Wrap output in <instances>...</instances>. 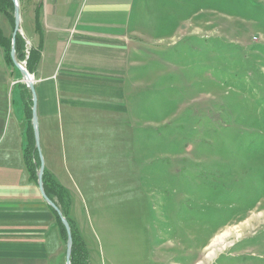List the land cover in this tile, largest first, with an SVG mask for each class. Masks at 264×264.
Listing matches in <instances>:
<instances>
[{"label":"rangeland","instance_id":"obj_1","mask_svg":"<svg viewBox=\"0 0 264 264\" xmlns=\"http://www.w3.org/2000/svg\"><path fill=\"white\" fill-rule=\"evenodd\" d=\"M147 9L130 145L77 199L81 240L94 264H264V0Z\"/></svg>","mask_w":264,"mask_h":264},{"label":"crops","instance_id":"obj_2","mask_svg":"<svg viewBox=\"0 0 264 264\" xmlns=\"http://www.w3.org/2000/svg\"><path fill=\"white\" fill-rule=\"evenodd\" d=\"M162 1L18 0L20 36L40 54L32 76L43 174L65 191L62 206L80 238L77 199L87 208L84 198L99 184L103 194L109 189L124 157L116 162L115 152L130 145L140 68L134 40L156 19L147 5ZM0 31L11 40L10 21ZM23 84L0 45V264H65L62 234L25 164Z\"/></svg>","mask_w":264,"mask_h":264},{"label":"trees","instance_id":"obj_3","mask_svg":"<svg viewBox=\"0 0 264 264\" xmlns=\"http://www.w3.org/2000/svg\"><path fill=\"white\" fill-rule=\"evenodd\" d=\"M13 11L14 7L11 2V0H0V12L4 13L8 20L10 21L12 27L14 28V17H13ZM37 29L39 30V27L37 26ZM0 45L4 46L5 51L7 53V58L9 61L10 59V47H11V40L6 39L4 36H2L0 31ZM15 57L18 62H25L26 70L29 74H33L37 63L40 58L39 50H32L28 49V54H26V44L22 37L17 34L15 37ZM24 86V84H23ZM22 86V87H23ZM25 89L26 86H24ZM23 87V88H24ZM25 92L28 93V89L24 90V110H25V118L27 120L28 125V131L26 134V140L27 145L25 148V164L28 168V172L30 174V178L34 181H37L36 178V172L40 165L39 155L35 148V142H34V134L32 130L31 125V117H32V101H31V95L28 93V96L26 98ZM43 188L46 196L48 199L56 205V207L61 212L62 216L67 220L70 231H71V238H72V247H71V255H70V264H90L89 261V253L86 250L83 241L79 237L77 230L73 223L69 220L66 214V208H64L63 204H68L69 199L65 193V191L58 186L54 181H52L47 175L43 174ZM51 212L53 213L56 223L60 229V232L63 237V241L66 242L67 240V234L65 231V228L63 227L59 216L57 213L50 208Z\"/></svg>","mask_w":264,"mask_h":264},{"label":"water","instance_id":"obj_4","mask_svg":"<svg viewBox=\"0 0 264 264\" xmlns=\"http://www.w3.org/2000/svg\"><path fill=\"white\" fill-rule=\"evenodd\" d=\"M14 11H13V17H14V28L11 36V47H10V58L15 67L19 70L21 76H22V81L26 85V87L29 89L31 93V98H32V117H31V125L33 128V134H34V142H35V148L38 152L39 155V160H40V166L39 170L37 172V186L39 189V192L41 194L42 199L46 202L48 206H50L59 216V219L65 228L66 234H67V240H66V252H65V264H70V255H71V247H72V238H71V231L69 224L67 220L62 216L61 212L59 209L54 205L53 202H51L48 197L46 196L43 188V171H44V164L42 160V156L40 153V142H39V134H38V128H37V117H36V96L34 92V87H33V76L30 75L26 67L22 66L19 64V62L16 60L15 57V37L17 34L20 35V30H19V24H20V16H19V3L18 0H11Z\"/></svg>","mask_w":264,"mask_h":264},{"label":"built area","instance_id":"obj_5","mask_svg":"<svg viewBox=\"0 0 264 264\" xmlns=\"http://www.w3.org/2000/svg\"><path fill=\"white\" fill-rule=\"evenodd\" d=\"M26 54H28V49L26 50ZM19 64L25 67V62H19Z\"/></svg>","mask_w":264,"mask_h":264}]
</instances>
